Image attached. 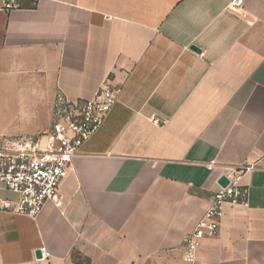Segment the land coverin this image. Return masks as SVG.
Masks as SVG:
<instances>
[{
  "label": "crops",
  "instance_id": "crops-1",
  "mask_svg": "<svg viewBox=\"0 0 264 264\" xmlns=\"http://www.w3.org/2000/svg\"><path fill=\"white\" fill-rule=\"evenodd\" d=\"M229 1L0 0V134L48 132L58 91L123 86L60 207L0 208V264H264V0ZM240 167L246 204L185 262L183 239Z\"/></svg>",
  "mask_w": 264,
  "mask_h": 264
},
{
  "label": "built area",
  "instance_id": "built-area-1",
  "mask_svg": "<svg viewBox=\"0 0 264 264\" xmlns=\"http://www.w3.org/2000/svg\"><path fill=\"white\" fill-rule=\"evenodd\" d=\"M243 0H230L228 8L239 10ZM10 1L6 7H13ZM122 84H112L109 78L98 87L95 95L86 100H70L58 91L51 105L52 121L48 132L35 139L6 142L0 149V184L17 194L14 202L0 201L2 210L35 219L47 202L62 205L59 186L67 173L72 158L80 146L102 124L117 101ZM154 124L157 119L152 118ZM246 167L229 168L224 174L226 186H218L196 226L183 239L184 261L191 263L206 237L219 232L220 218L226 206L245 205L248 188L240 184ZM41 258L48 253L39 248Z\"/></svg>",
  "mask_w": 264,
  "mask_h": 264
},
{
  "label": "rangeland",
  "instance_id": "rangeland-1",
  "mask_svg": "<svg viewBox=\"0 0 264 264\" xmlns=\"http://www.w3.org/2000/svg\"><path fill=\"white\" fill-rule=\"evenodd\" d=\"M43 134H32V133H13V134H0V149L3 148L4 145H6V142L9 141H18L22 139H29V138H37L42 136Z\"/></svg>",
  "mask_w": 264,
  "mask_h": 264
},
{
  "label": "water",
  "instance_id": "water-1",
  "mask_svg": "<svg viewBox=\"0 0 264 264\" xmlns=\"http://www.w3.org/2000/svg\"><path fill=\"white\" fill-rule=\"evenodd\" d=\"M191 49H193V50H195V51H197V52L200 51L199 48H197L196 46H191ZM218 184H219L220 186H226V185L228 184V179L226 178L225 175H222V176L219 177V179H218ZM35 255H36L37 257H40L41 253H40V250H39V249L36 250Z\"/></svg>",
  "mask_w": 264,
  "mask_h": 264
}]
</instances>
